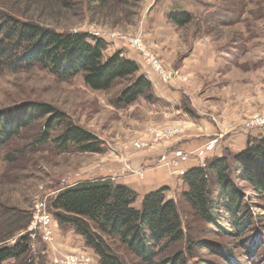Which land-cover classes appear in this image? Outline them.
Listing matches in <instances>:
<instances>
[{
  "label": "rangeland",
  "instance_id": "374dc122",
  "mask_svg": "<svg viewBox=\"0 0 264 264\" xmlns=\"http://www.w3.org/2000/svg\"><path fill=\"white\" fill-rule=\"evenodd\" d=\"M0 10L60 30L101 37L106 42L105 56L120 50L125 57H133L139 66L137 75L141 70L144 76L148 73L159 87L157 90L152 85V99L139 96L129 105L116 106L127 81H116L109 90H92L81 75L61 78L40 64L18 69L0 64V110L24 101H38L65 114L63 124L50 131L45 143L39 144L38 137L46 116L21 129L0 151V244H12L18 236L28 234L33 264H54L56 252L80 250L92 255V264H99L84 238L70 224L59 225L54 217L49 203L61 188L84 180L118 182L123 176L140 179L150 171H165L169 183L157 188L167 187V197L180 203L185 183L171 164L175 150L188 154L181 165L187 169L222 155L228 156L233 169L232 155L243 149L248 139L264 136V126L249 125L255 117L264 115V0H70L68 7L58 0H0ZM183 12L189 13L191 20L178 26L170 15ZM141 49L166 69L178 70L182 78L164 81ZM66 123L94 134L98 150L82 151L72 143L59 144L57 138ZM172 124L184 127L174 142L134 146L147 137L149 126ZM183 141L191 143L181 147ZM210 141L216 146L207 150ZM6 154H11L13 160L5 161ZM239 185L253 195L248 184L239 181ZM136 193L134 205L139 206L145 193ZM253 197L247 200L254 214L250 231H259L263 244L254 258L244 254L252 243L250 239L244 247L234 249L244 255L240 264H256L264 253V199ZM37 204L53 217L51 243L42 241L33 224ZM20 216H25L22 229L3 240L13 227L9 220ZM205 228L201 220H191L194 238L231 248L238 242L217 230L208 234ZM109 241L128 264H142L117 240ZM179 246L185 249L184 244ZM195 255L189 264L197 259L201 264V259L220 262L204 250ZM1 264L20 263L10 259Z\"/></svg>",
  "mask_w": 264,
  "mask_h": 264
},
{
  "label": "trees",
  "instance_id": "16d2710c",
  "mask_svg": "<svg viewBox=\"0 0 264 264\" xmlns=\"http://www.w3.org/2000/svg\"><path fill=\"white\" fill-rule=\"evenodd\" d=\"M58 2L64 7L70 4V0ZM170 18L178 26L191 20L185 12L173 13ZM105 49L106 42L101 37L60 30L0 10V64L10 69L40 64L61 78L81 75L84 84L92 90H109L116 81H127L115 101L116 106L129 105L139 96L152 99L151 81L137 75L136 61L125 57L120 50L105 56ZM45 116L39 144L50 138V131L56 125L63 124L62 111L38 101H24L1 109L0 151L21 129ZM57 139L63 146L72 143L82 151L98 150L95 135L72 123L62 126ZM4 160H13V156L6 154ZM232 160L233 169L227 155L209 157L204 163L189 167L182 175L185 188L180 193V203L168 198L167 187L162 186L143 194L139 206H135L138 195L127 185L111 179H95L61 188L49 207L59 225L70 224L84 238L99 264H128L109 240H117L142 264H189L200 250L220 259V262L201 259L202 264H240L244 255L234 249L244 247L250 239L252 243L244 254L254 258L263 244L261 233L256 229L250 231L254 214L247 200L254 198L253 195L264 199V136L248 139L245 147L232 155ZM239 181L248 184L253 195L245 193ZM196 219L205 223L206 233L217 230L237 238L238 242L232 249L226 244L194 238L190 233L191 220ZM24 220L25 216L9 220V226L13 227L3 240L22 229ZM222 223L229 227L224 228ZM30 247L28 234L18 236L12 244H0V264L10 259L33 264ZM194 262L201 264L198 259ZM256 264H264V253Z\"/></svg>",
  "mask_w": 264,
  "mask_h": 264
},
{
  "label": "built area",
  "instance_id": "2783aa9c",
  "mask_svg": "<svg viewBox=\"0 0 264 264\" xmlns=\"http://www.w3.org/2000/svg\"><path fill=\"white\" fill-rule=\"evenodd\" d=\"M137 42L136 40L134 41ZM142 50V49H141ZM147 61L150 63L155 73L164 81L177 77L182 78L179 71L166 69L161 62L155 58L151 53L142 50ZM184 79V78H183ZM264 126V115L257 116L249 123V125ZM248 125V126H249ZM184 131V127L177 124L165 125L163 127L149 126L147 128V137L143 140L136 141L134 146L136 148H143L144 146H152L160 142L169 143L174 142L178 136ZM188 160V154L181 149L174 151L171 164L175 168V172L179 175H184L187 168L182 167L183 163ZM33 224L38 228L40 237L43 242L51 243L53 239V217L46 212L43 207L36 205V211L33 214ZM55 249V248H54ZM56 251V250H55ZM54 264H92V255L84 250L74 253L56 252L52 257Z\"/></svg>",
  "mask_w": 264,
  "mask_h": 264
},
{
  "label": "crops",
  "instance_id": "0c3cea01",
  "mask_svg": "<svg viewBox=\"0 0 264 264\" xmlns=\"http://www.w3.org/2000/svg\"><path fill=\"white\" fill-rule=\"evenodd\" d=\"M133 58V57H130ZM141 72V73H140ZM139 72L140 75L146 74L145 72H142V70ZM149 80L152 82V85L158 90V81L156 79H153V77H150V75H146ZM194 141H192L193 143ZM189 144L191 142L187 141H183L181 142L180 146L183 147L186 144ZM214 146H216V142H211L208 143L206 149L210 150L212 148H214ZM186 147V146H185ZM184 147V148H185ZM187 148V147H186ZM189 166V165H188ZM187 166V167H188ZM151 172V171H150ZM147 172L144 177L140 178V179H134L133 176H123L121 181H118L119 183H123L125 185H127L129 188H131L132 190H134L135 192H147L149 190L155 189L161 185H166L169 183V178L166 175L165 171H155L152 173Z\"/></svg>",
  "mask_w": 264,
  "mask_h": 264
}]
</instances>
